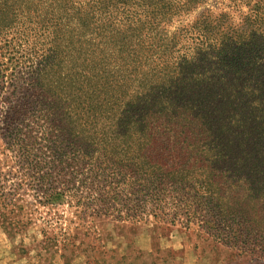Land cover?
Masks as SVG:
<instances>
[{
    "label": "trees",
    "instance_id": "1",
    "mask_svg": "<svg viewBox=\"0 0 264 264\" xmlns=\"http://www.w3.org/2000/svg\"><path fill=\"white\" fill-rule=\"evenodd\" d=\"M208 1L0 0L4 223L32 200L264 255V0L170 31Z\"/></svg>",
    "mask_w": 264,
    "mask_h": 264
},
{
    "label": "rangeland",
    "instance_id": "2",
    "mask_svg": "<svg viewBox=\"0 0 264 264\" xmlns=\"http://www.w3.org/2000/svg\"><path fill=\"white\" fill-rule=\"evenodd\" d=\"M229 6L230 0H209L170 31L188 25L205 10L228 11ZM250 87L260 94L259 85ZM254 101L259 106V99ZM259 118L264 120V114ZM31 203L29 214L13 219L11 226L0 216V264H264L259 252L237 255L197 226L81 220L66 205Z\"/></svg>",
    "mask_w": 264,
    "mask_h": 264
}]
</instances>
